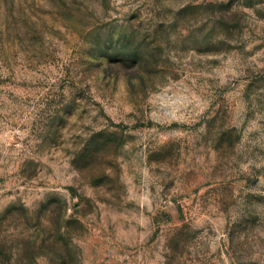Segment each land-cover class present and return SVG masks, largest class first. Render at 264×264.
Wrapping results in <instances>:
<instances>
[{
  "label": "rangeland",
  "instance_id": "1",
  "mask_svg": "<svg viewBox=\"0 0 264 264\" xmlns=\"http://www.w3.org/2000/svg\"><path fill=\"white\" fill-rule=\"evenodd\" d=\"M0 264H264V0H0Z\"/></svg>",
  "mask_w": 264,
  "mask_h": 264
}]
</instances>
